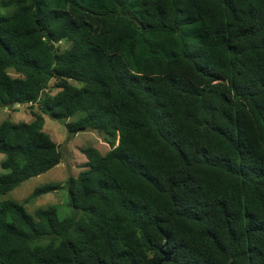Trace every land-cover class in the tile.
I'll use <instances>...</instances> for the list:
<instances>
[{
	"label": "trees",
	"instance_id": "16d2710c",
	"mask_svg": "<svg viewBox=\"0 0 264 264\" xmlns=\"http://www.w3.org/2000/svg\"><path fill=\"white\" fill-rule=\"evenodd\" d=\"M13 105L38 112L0 124V264H264V0H0ZM78 114L112 147L73 214L2 200L61 163L43 117Z\"/></svg>",
	"mask_w": 264,
	"mask_h": 264
},
{
	"label": "rangeland",
	"instance_id": "374dc122",
	"mask_svg": "<svg viewBox=\"0 0 264 264\" xmlns=\"http://www.w3.org/2000/svg\"><path fill=\"white\" fill-rule=\"evenodd\" d=\"M69 41H63L58 44V52H64L71 48ZM77 85L78 84H75ZM48 92L55 94L57 89L54 88V81H51L47 89ZM33 112H38L36 106L33 108L29 105H13L9 108L0 109V124L5 121L19 123H31L35 117ZM84 114H78L76 117L57 121L49 116H44L43 131L59 145L62 154V160L59 165L49 172L32 177L22 183L19 187L7 193L2 200H14L17 203L24 204L28 213L33 214L37 209H47L55 207L61 217L64 219L73 214L74 209L69 205V192L67 181L70 177H78L85 170L87 158L83 154L85 148H95L102 154H106L112 147L107 137L99 132L84 130L79 132H70L69 127L74 124ZM4 156L0 154V174L5 173L1 168V162ZM48 184L58 185V189L34 195L36 189Z\"/></svg>",
	"mask_w": 264,
	"mask_h": 264
},
{
	"label": "water",
	"instance_id": "95a60500",
	"mask_svg": "<svg viewBox=\"0 0 264 264\" xmlns=\"http://www.w3.org/2000/svg\"><path fill=\"white\" fill-rule=\"evenodd\" d=\"M163 255H164V258H163V260H162V262L160 264H162L163 262H170V260H171L170 254L163 253Z\"/></svg>",
	"mask_w": 264,
	"mask_h": 264
}]
</instances>
